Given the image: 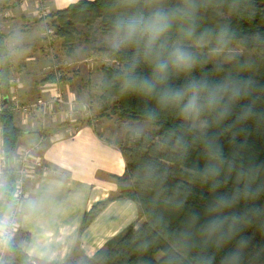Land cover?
Returning <instances> with one entry per match:
<instances>
[{"label": "trees", "instance_id": "16d2710c", "mask_svg": "<svg viewBox=\"0 0 264 264\" xmlns=\"http://www.w3.org/2000/svg\"><path fill=\"white\" fill-rule=\"evenodd\" d=\"M157 10L170 18L162 38L166 49H187L195 62L184 71L170 68L153 93L123 86L136 47L95 50L110 63L101 68L102 99L115 100L127 120L155 129L150 137L126 135L118 146L125 175L113 177L120 184L116 198L135 203L145 223L128 227L92 258L76 262L74 255L65 264H264V0L79 1L47 18L70 57L77 26L91 30L100 21L102 33L112 36L117 20ZM7 38L0 32V131L10 161L26 132L4 102L11 70ZM235 46L245 54L228 65L208 64L209 53ZM135 74L152 78V62L142 59ZM193 82L200 87H191ZM178 91L182 99H161ZM193 97L205 124L201 131L191 126L194 109L185 111ZM5 178L8 198L14 175ZM103 207L96 204L84 214L80 234ZM4 264L33 263L10 243Z\"/></svg>", "mask_w": 264, "mask_h": 264}, {"label": "crops", "instance_id": "0c3cea01", "mask_svg": "<svg viewBox=\"0 0 264 264\" xmlns=\"http://www.w3.org/2000/svg\"><path fill=\"white\" fill-rule=\"evenodd\" d=\"M79 1L93 0H47V3L48 8L55 12ZM26 4L25 0L24 8H27ZM12 40L16 43L14 50L8 49L12 57L11 71L20 72L19 65L24 72L35 71L37 64L34 66L31 60L37 58L42 46L19 42L22 36L14 35ZM45 54L54 61L55 56L51 52ZM14 56L19 59H15L19 64L14 62ZM48 79L49 76L45 80ZM45 80L42 81L44 88L53 85V81L44 83ZM53 91L42 90L41 94ZM71 92L69 90L70 99L73 97ZM22 95L26 97L24 92ZM20 120L21 128H26V135L19 141L18 148L36 144L25 142L33 135L38 136V142L41 141L38 157L48 167L46 174H35L26 181L27 197L18 219L16 241L13 242L33 264H65L74 255L92 258L109 240L128 227L138 229L144 224L135 203L116 198L120 184L113 177L123 178L125 175V164L118 147L123 140L116 143L104 137L88 122L75 128H58L43 135L34 123L21 117ZM4 185L6 189L7 183ZM96 204L104 207L80 234L82 217ZM11 207L12 194L7 198L6 192L0 193V221Z\"/></svg>", "mask_w": 264, "mask_h": 264}, {"label": "rangeland", "instance_id": "374dc122", "mask_svg": "<svg viewBox=\"0 0 264 264\" xmlns=\"http://www.w3.org/2000/svg\"><path fill=\"white\" fill-rule=\"evenodd\" d=\"M24 1L0 0V32L8 35L5 43L6 48L14 50L13 46L16 43L12 40L14 35L22 36V40L19 42L30 43L36 47L42 46V48L39 49V55L36 56L38 59L31 60V64H37L34 65L35 71L24 72L19 65L20 72L10 70V80L14 82L13 85L18 90V98L24 104L38 99L48 100L54 93L61 97V102H55L52 110L46 114L43 112L33 113L27 120L34 123L36 125L34 127L38 128L43 135L58 128L70 126L75 128L81 123L89 122L104 137L112 139L116 143L124 141L127 134L150 137L155 131L153 127L143 122L127 120L126 117H123L115 100L107 103L101 97L99 90L102 77L101 68L110 65V63L105 57L96 54L95 50L100 47L112 48V36L102 33L100 21L91 30L77 26L79 36L73 46L71 56L67 57L61 47V40L56 36V29L51 24L52 20L47 18L48 14L54 12L48 8L47 0H26L27 8L23 7ZM40 7L47 10L46 17L43 19L38 17ZM25 34L27 35L25 36ZM9 50L8 60L11 64L12 57ZM44 51L47 54L51 52L55 56L54 61L50 56H46ZM244 54L245 52L240 46H235L230 50L209 53L207 61L212 66H224ZM15 59L19 60L14 56V62L19 64ZM48 76L49 78L54 77L55 81L53 85L44 88L42 81ZM48 89L54 90V93L41 94L42 90ZM69 90L73 93L72 99L69 97ZM23 92L25 98L22 95ZM13 117L16 127L23 131L26 130L25 127L21 128L20 126V115L13 114ZM191 126L196 131H201L205 126L198 119L195 109ZM38 141V136L33 135L25 143H38ZM5 176L0 177V193H4L6 190L4 187V184L7 183ZM161 257V254H158L157 259ZM81 258L82 256L77 255L74 261L77 262Z\"/></svg>", "mask_w": 264, "mask_h": 264}, {"label": "clouds", "instance_id": "9594fccd", "mask_svg": "<svg viewBox=\"0 0 264 264\" xmlns=\"http://www.w3.org/2000/svg\"><path fill=\"white\" fill-rule=\"evenodd\" d=\"M170 28L168 13L157 10L148 16H137L126 20H117L111 37V46L115 51L125 47H136V53L131 57L123 72V86L126 89L139 88L145 94L156 91L157 85L162 84L168 77L170 68L176 71L190 69L195 57L182 47L166 49L162 38ZM151 61L153 65L152 78H141L135 74L141 60ZM191 87H200L195 82ZM182 92L161 95V99L172 96L175 99L183 98ZM195 97L189 99L185 111L195 109Z\"/></svg>", "mask_w": 264, "mask_h": 264}, {"label": "built area", "instance_id": "2783aa9c", "mask_svg": "<svg viewBox=\"0 0 264 264\" xmlns=\"http://www.w3.org/2000/svg\"><path fill=\"white\" fill-rule=\"evenodd\" d=\"M47 10L40 7L38 17H46ZM49 33V32H48ZM55 70V69H54ZM59 75V74H56ZM10 80L8 89L9 109L13 114H19L23 120H27L33 113L43 112L46 114L53 109L55 102H61L60 95L54 93L48 100L38 99L31 103H22L18 98V90ZM2 96L0 95V113L3 111ZM41 141L30 146H22L17 149L16 154L7 161L3 150L0 131V177L7 173H13L14 183L12 187V207L9 213L3 216L0 222V264H4V257L8 252L10 243L18 233V219L21 215L23 204L26 200L25 184L35 174H46L48 168L38 157Z\"/></svg>", "mask_w": 264, "mask_h": 264}, {"label": "water", "instance_id": "95a60500", "mask_svg": "<svg viewBox=\"0 0 264 264\" xmlns=\"http://www.w3.org/2000/svg\"><path fill=\"white\" fill-rule=\"evenodd\" d=\"M4 102H5V104L8 102V99L6 98L5 100H4Z\"/></svg>", "mask_w": 264, "mask_h": 264}]
</instances>
